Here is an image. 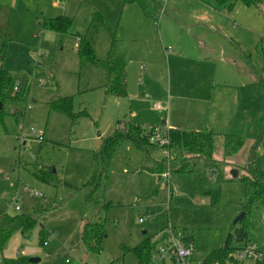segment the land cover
<instances>
[{
    "label": "rangeland",
    "instance_id": "374dc122",
    "mask_svg": "<svg viewBox=\"0 0 264 264\" xmlns=\"http://www.w3.org/2000/svg\"><path fill=\"white\" fill-rule=\"evenodd\" d=\"M124 2L0 0V68L13 76L0 116V213L38 218L31 233L18 232L4 245L0 242V264L17 257L38 258L36 264H139L132 249L148 238L160 239L170 227L194 238L192 259L205 264L222 249L241 215L247 188L233 171L243 174L251 156L264 170V0L258 7L168 0L157 19ZM60 17L71 19L68 32L45 26ZM81 38L92 43L100 61L113 45L126 57V98L108 96L104 69L81 62ZM24 74L29 75L24 100L15 102ZM66 98L73 101V117L51 109ZM133 123L155 128L162 137L172 127L212 130L215 162L173 175L164 147L143 150L123 140L102 191L112 204L102 250L86 252L81 227L96 212L78 189L92 172L93 152L118 125L130 130ZM242 131L244 148L228 156L224 136ZM158 164L164 173L155 171ZM36 167L51 170L56 182L37 180ZM217 189L221 203L215 208L204 194ZM17 196L20 212L10 204ZM247 217L254 225L248 246L264 255V206ZM262 261L249 258L242 264Z\"/></svg>",
    "mask_w": 264,
    "mask_h": 264
},
{
    "label": "trees",
    "instance_id": "16d2710c",
    "mask_svg": "<svg viewBox=\"0 0 264 264\" xmlns=\"http://www.w3.org/2000/svg\"><path fill=\"white\" fill-rule=\"evenodd\" d=\"M126 5L139 6L144 15L150 19H157L160 12L163 13V4L158 0H123ZM223 7H232L238 2H242L247 6H260L262 0H218ZM45 26L54 31L68 32L72 28V21L66 17L56 18L46 21ZM79 54L82 63H92L100 65L105 72L106 94L108 96L126 98L128 95L127 80V63L124 55L118 54L116 46L113 45L108 52L107 58L100 61L96 58L92 43L87 38L80 39ZM242 57L248 63H251L250 56L241 51ZM13 81L12 73L0 68V116L4 114L5 103L8 99L7 91L11 89ZM29 83V75L20 76L18 90L13 98L15 102L24 100V93ZM51 109L64 113L73 117V101L66 98L53 102ZM17 115V114H16ZM23 116V113H22ZM144 129V128H143ZM139 125L130 126V130L121 129L118 125L116 131L106 137L99 150L93 152V168L89 175L87 183H85L78 191H82L85 195L86 205L92 208L96 214L94 220L86 222L81 230L80 240L83 249L86 252L99 254L102 250V244L106 237V225L108 213L112 208V204L104 199L102 191L106 189L109 179L110 162L115 154L116 147L123 140L133 141L138 148L143 150H155L158 144H152L150 138L155 128H147L143 130ZM262 135H264V123L262 126ZM169 144L164 146L171 155L169 169L174 174H185L194 172L199 163L211 164L215 162L216 139L217 135L209 129L203 131H183L180 129H169L166 133ZM224 151L228 156L238 154L245 146L247 136L242 131L238 135L224 136ZM256 143L253 151L258 148ZM156 172L164 173V166L158 164L155 168ZM35 178L44 183H55V179L51 170L42 167H36L33 172ZM171 176V178L173 177ZM246 185V196L240 204V212L245 217L237 224L233 225L232 230L224 243L222 249L213 251L205 260V264H228V262L236 259L238 254L248 247L252 231L253 223L248 219L247 215L255 208L264 206V170L252 163V156L245 165L244 173L240 178ZM170 184V182H168ZM209 199V204L217 208L220 202L221 190H213L204 194ZM38 218L35 215H17L9 216L0 213V242L2 245L16 233L21 232L23 236L31 233L37 227ZM43 225V224H42ZM164 231L160 235V239L148 238L132 249L139 260V264H154L152 256L159 244L165 236ZM183 240L193 245L194 238L181 233ZM159 240V241H156ZM264 264V261H262ZM28 259L17 257L16 259H7L2 264H27ZM240 262L239 264H242Z\"/></svg>",
    "mask_w": 264,
    "mask_h": 264
},
{
    "label": "built area",
    "instance_id": "2783aa9c",
    "mask_svg": "<svg viewBox=\"0 0 264 264\" xmlns=\"http://www.w3.org/2000/svg\"><path fill=\"white\" fill-rule=\"evenodd\" d=\"M162 3H166L168 0H158ZM55 5H58V3H55ZM166 53L171 52V49H165ZM18 90V86L16 87V91ZM162 108L158 106V109ZM150 142L152 144H158L159 146H166L169 144V141L165 136H160L158 134V130L154 129L153 135L150 138ZM167 152V158L168 162L170 163L171 155L168 150ZM171 179V173L169 171L167 175V180ZM168 180V182H170ZM32 194L35 196H40L41 194H38L37 192L31 191ZM20 197L17 196L15 199H12L11 207H13L17 212L21 211L20 207ZM140 224L144 223V220H139ZM195 248L192 244L187 243L183 240L182 234L180 232H177L175 228H169L167 232L165 233V236L163 238V241L161 244L158 245L156 248L153 256L152 261H154V264H195L192 256L194 254ZM249 258L254 259L255 261H262L264 259V255L262 253H258L254 247H247L245 250L241 251L236 259L238 261L243 262V260H247Z\"/></svg>",
    "mask_w": 264,
    "mask_h": 264
},
{
    "label": "water",
    "instance_id": "95a60500",
    "mask_svg": "<svg viewBox=\"0 0 264 264\" xmlns=\"http://www.w3.org/2000/svg\"><path fill=\"white\" fill-rule=\"evenodd\" d=\"M165 125V124H164ZM233 177H234V179H239L240 178V176H241V171L240 170H235V171H233ZM245 217V214L244 213H242L239 217H238V219H236L235 220V222H234V225H237L243 218ZM144 234H147V232H144ZM30 263H33V264H36V263H39L40 262V260L37 258V259H31L30 261H29Z\"/></svg>",
    "mask_w": 264,
    "mask_h": 264
},
{
    "label": "crops",
    "instance_id": "0c3cea01",
    "mask_svg": "<svg viewBox=\"0 0 264 264\" xmlns=\"http://www.w3.org/2000/svg\"><path fill=\"white\" fill-rule=\"evenodd\" d=\"M166 49H167V48H166ZM125 58H126V57H125ZM127 67H128V64H127ZM127 71H128V70H127ZM127 77H128V72H127ZM128 78H129V77H128ZM128 78H127V79H128ZM171 129H174V128L172 127ZM230 157H231V156H230ZM237 170H239V169H237ZM241 174H242V172H241ZM19 203H20V202H19ZM84 224H85V223H83V225H82V227H81L82 229H83ZM82 229H81V230H82ZM80 233H81V232H80ZM186 235H187V233H186ZM187 236H189V235H187ZM155 239H156V238H155ZM156 241H159V240H156ZM193 246H194V242H193ZM194 248H195V247H194ZM29 263H30V262H29Z\"/></svg>",
    "mask_w": 264,
    "mask_h": 264
}]
</instances>
